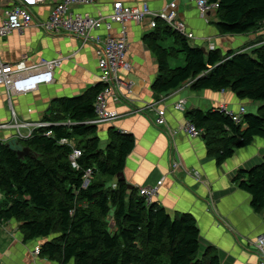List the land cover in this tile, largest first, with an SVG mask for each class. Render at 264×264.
I'll use <instances>...</instances> for the list:
<instances>
[{"label":"trees","instance_id":"trees-1","mask_svg":"<svg viewBox=\"0 0 264 264\" xmlns=\"http://www.w3.org/2000/svg\"><path fill=\"white\" fill-rule=\"evenodd\" d=\"M207 1L217 4L219 34L244 35L264 25V0ZM159 36L171 38L175 50L155 46ZM148 37L158 64L154 92L187 82L193 91L226 90L239 100L260 103L254 113L242 115L241 124L217 109L184 113L200 132L207 157L219 165L254 138L264 141V43L223 56L216 50L202 52L161 21ZM177 53L183 65L168 68L166 57ZM100 88L96 84L78 96L55 100L43 120L47 126L16 139L36 158L18 160L0 143V193L5 201L0 222L17 223L20 241L39 240L37 257L55 264H220L213 248L199 252L190 214H168L154 202L145 203L137 189L115 180L134 140L107 128L106 144L99 148L97 127L87 122L94 118L92 104ZM73 148L80 151L77 169L68 161ZM86 170L90 175L83 186ZM232 182L249 196L250 209L264 222V162L238 170Z\"/></svg>","mask_w":264,"mask_h":264},{"label":"crops","instance_id":"crops-1","mask_svg":"<svg viewBox=\"0 0 264 264\" xmlns=\"http://www.w3.org/2000/svg\"><path fill=\"white\" fill-rule=\"evenodd\" d=\"M6 1L0 0V8ZM59 1L44 0L41 5L30 7L31 25L0 38V61L3 63L24 61L30 66L39 59L59 60L50 84L13 96L10 104L0 87V124H12L13 121L45 123L43 120L48 116L51 103L60 98L78 96L97 84L96 60L90 44L82 45L72 36L46 35L36 25L47 18L50 9ZM171 1H175V21L183 26L184 32L192 35V39H186L190 47L207 51L211 46L223 56L240 50L248 52V49L264 43V25L244 35L219 34L214 11L200 17L194 0H95L89 6L72 7L71 11L103 16L110 12L113 3L119 2L127 7L146 4L150 11L159 12ZM123 26L128 44L125 57L128 67L117 71L120 99L116 102L107 100V110L113 112L115 118L96 126L99 148L103 149L106 144L107 128L130 134L134 143L124 159L121 172L124 183L135 189L154 188L150 202L168 214H190L198 230L199 252L206 247L213 248L220 264H256L257 255L252 243L257 236H264V222L260 214L250 209L249 196L236 187L232 178L238 170H247L264 162V141L254 138L247 147L236 150L217 165L213 158L207 157L199 135L189 138L182 129L187 123L184 113L190 109L206 112L223 106L236 113L242 107L245 113H254L257 105L239 100L226 90L193 91L187 82L173 90L154 92L151 85L158 76V64L151 50L153 43L148 37L153 29L149 28L147 19L139 24L126 22ZM119 27L112 24L107 35L115 37ZM95 35L103 36L106 32L99 29ZM165 38L171 40L166 43L168 47L162 46ZM154 44L166 51L176 48L173 40L165 36L157 37ZM177 102L181 103L180 110L173 109ZM154 109L163 112L166 128L175 131L173 138L166 128L153 125ZM17 131L26 137L32 129H0V142L14 139ZM100 140L104 143L102 146ZM173 159L188 171H196L199 180L180 169L171 174L169 164ZM108 223L112 228V222L109 220ZM15 226L17 231V224ZM39 243V240H33L22 247L24 243L8 242L0 251V264H55L32 255L33 247Z\"/></svg>","mask_w":264,"mask_h":264},{"label":"built area","instance_id":"built-area-1","mask_svg":"<svg viewBox=\"0 0 264 264\" xmlns=\"http://www.w3.org/2000/svg\"><path fill=\"white\" fill-rule=\"evenodd\" d=\"M43 2L44 0H7L4 6L0 8V38L6 37L12 32H20L28 28L32 22L29 7L41 5ZM94 2L95 0H60L50 9L47 18L36 25L46 35L72 36L77 38L82 45L90 44L93 47L97 69V84L101 88L95 95L92 104L94 118L88 121L87 124L97 126L98 124L108 123L115 118V114L107 110V100L116 102L120 99L121 85L117 77V71L119 68L127 69L128 67L125 62L128 44L124 23L139 24L147 19L149 28L153 29L155 22L161 21L185 39H192V35L184 32L183 26L175 21V1L169 2L159 12L150 11L146 4L127 7L119 2L113 3L110 12L103 16L93 17L86 13L71 11L72 7L89 6ZM194 2L197 13L202 18L217 8L216 3H208L207 0H194ZM262 23H264V20ZM112 24L120 26L115 37L107 35ZM99 29H103L106 35H95ZM209 50H212L211 46ZM58 64V59H39L36 64L30 66H27L24 61H18L14 64H6L0 61V87L4 90L6 102L10 104V98L13 96L24 95L34 91L40 85L50 84L52 82V72ZM173 109L180 110L181 103H175ZM217 110L227 115L234 124H241L242 115L245 114L242 107H239L236 113L225 110L223 106H219ZM152 123L155 127L166 128L162 111L154 109ZM45 126H47L46 123L30 124L13 121L12 124H0V129L13 128L17 130L18 127H29L33 130ZM166 129L170 138H173L175 131ZM182 132L189 138L197 137L200 134L188 122L183 127ZM15 138L22 139L25 137H22L17 131ZM61 142L64 143V141ZM79 156L80 151L73 148L68 157L71 168L77 169L76 161ZM169 168L171 174L180 169L184 174L191 175L199 180L196 171H188L175 159L170 162ZM89 175L90 171L86 170L83 176V186L86 185ZM158 184H160V181ZM137 193L144 199L145 203H150V198L154 195L155 189L142 187L137 189ZM252 245L257 255L256 264H264V236H257ZM32 255L37 257L38 246L33 247Z\"/></svg>","mask_w":264,"mask_h":264},{"label":"rangeland","instance_id":"rangeland-1","mask_svg":"<svg viewBox=\"0 0 264 264\" xmlns=\"http://www.w3.org/2000/svg\"><path fill=\"white\" fill-rule=\"evenodd\" d=\"M168 41L171 43V40L170 39H166L165 38V40L162 41V43H163L162 46L163 47H168L166 45V43ZM240 51L245 52L244 50H240ZM166 61H167L168 67H170V68L180 67V66L183 65V56H182V54L177 53L175 56H167V60ZM254 104H256L257 106L260 105V103H258V102H254ZM244 107L246 109H249L248 106H245L244 105ZM96 135L99 138V133L97 134V132H96ZM0 143H2V142H0ZM103 144L104 143L100 140V145L102 146ZM4 203H5V201L3 200L2 194L0 193V206H2V204L4 205ZM10 222H11V224H9V225L8 224L4 225L3 223H0V251L3 249L4 246L5 247L7 246L8 242L10 243L13 240H14V242H17L19 244L21 242L20 241V235H19L18 230L16 231V229H14V228H16L15 224H17V223H14L13 221H10ZM26 243H28V242H26ZM26 243H24V244L21 243L22 245L21 244L20 245L22 247H25L27 245Z\"/></svg>","mask_w":264,"mask_h":264},{"label":"water","instance_id":"water-1","mask_svg":"<svg viewBox=\"0 0 264 264\" xmlns=\"http://www.w3.org/2000/svg\"><path fill=\"white\" fill-rule=\"evenodd\" d=\"M202 52H204L203 48H199ZM199 137L202 139V136L199 134ZM17 138L8 140L6 142H3L2 144L6 147H8L9 149H11L16 158L18 160H23V158L27 157V158H36L37 156L26 146H21L17 143L16 141ZM115 180L116 181H123V175L122 173H119L115 176ZM127 188L130 189L132 188L130 185H127Z\"/></svg>","mask_w":264,"mask_h":264}]
</instances>
